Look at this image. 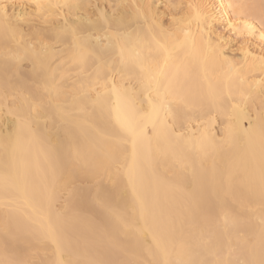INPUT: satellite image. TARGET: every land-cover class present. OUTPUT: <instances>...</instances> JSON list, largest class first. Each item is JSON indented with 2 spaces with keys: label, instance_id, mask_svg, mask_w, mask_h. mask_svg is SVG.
I'll list each match as a JSON object with an SVG mask.
<instances>
[{
  "label": "bare ground",
  "instance_id": "obj_1",
  "mask_svg": "<svg viewBox=\"0 0 264 264\" xmlns=\"http://www.w3.org/2000/svg\"><path fill=\"white\" fill-rule=\"evenodd\" d=\"M50 2L72 5L51 23L84 27L86 47L70 46L68 35L46 48L36 28L15 39L0 30V261L53 264L55 231L63 259L82 264H259L260 70L245 64L226 28L198 33L193 23L195 53L184 33L189 4L260 0ZM98 50L106 65L99 83L92 59L79 62ZM251 51L259 54L255 44ZM160 73L170 85L166 125L146 115L156 96L149 77ZM113 85L138 110L134 135L115 124Z\"/></svg>",
  "mask_w": 264,
  "mask_h": 264
},
{
  "label": "snow or ice",
  "instance_id": "obj_2",
  "mask_svg": "<svg viewBox=\"0 0 264 264\" xmlns=\"http://www.w3.org/2000/svg\"><path fill=\"white\" fill-rule=\"evenodd\" d=\"M17 6L22 9H28L29 11H25L24 14L19 17H16L14 13L10 15L8 12L9 7L15 9ZM65 7L71 8L72 5L52 4L50 0H28V3H20L17 5L15 0H13V3L11 4H9L7 0H0V30H2L6 36L15 39L18 32L23 36L25 31L31 32L33 28H36L38 29L37 36L39 42L46 48L61 42H66V37L70 35V46L81 48L83 53V50L86 47L84 38L82 37V33L86 31L84 27L75 24L70 26L68 20H64V23L61 26H56L51 23L53 15L60 17L61 14L59 10ZM89 7H91V5H89ZM187 7L191 12L187 21L189 29L184 33V44L188 45L190 43L193 53L198 51L195 37L191 32V25L193 23L196 24L198 33H203L205 26L210 32L214 31L215 29L212 27L213 24L219 25L221 28H226V30H230L231 33L239 38L238 43H240V51L245 64L249 68H254L258 64L261 75V80L258 83L260 93L264 96V0H260L259 6L250 3L229 2L227 5H224L223 3L219 5L211 3L189 4ZM53 9L57 10L55 14L52 11ZM228 10H231V12ZM226 15L229 17L228 20L224 19V16ZM49 32H52L51 36L48 35ZM201 40L203 41V36H201ZM204 42L210 49L212 48L210 33L209 39ZM156 43L163 52H169L165 42L157 40ZM254 44L259 48V54H254L251 51ZM220 54L222 55L223 53L221 52ZM104 58L105 53L103 50H98L94 53H89L88 57H85L82 54L79 60L80 63L86 64L88 59H92V67L97 74V83H99L100 73L106 66ZM141 71H143V68H141ZM162 76L163 73H160L159 76L152 75L149 77V86L152 87L155 85L156 96L154 99L149 100L150 110L146 115L150 118L161 121V123L166 125L167 117L172 113V109L170 102L167 99L170 94V85H164L162 83ZM241 83H243V79L241 80ZM161 87L164 88L163 92L160 91ZM112 92L116 96V103L112 109L116 126L120 132L127 135H134L138 110L127 96L122 95L118 91L115 85L112 87ZM97 134L101 137L108 136L109 132L107 127H98ZM261 195L264 197V170H262ZM262 224H264V219H262ZM51 240L56 245V250L59 254L53 264H82L79 260L63 259L60 241L57 238L55 231L51 233ZM262 244H264V233H262ZM0 264H40V262L0 261ZM136 264H144V262H136ZM147 264H159V262H147ZM163 264H173V262L165 260ZM179 264H195V262L181 261ZM200 264H209V262L203 261L200 262ZM214 264H232V262L215 261ZM259 264H264V259H261Z\"/></svg>",
  "mask_w": 264,
  "mask_h": 264
},
{
  "label": "rangeland",
  "instance_id": "obj_3",
  "mask_svg": "<svg viewBox=\"0 0 264 264\" xmlns=\"http://www.w3.org/2000/svg\"><path fill=\"white\" fill-rule=\"evenodd\" d=\"M234 43H235V44H238V41L236 40L235 42H233V45H235ZM235 46H237V45H235ZM235 46H234L233 48H235ZM216 125H217V127H216ZM218 125H219L218 123H216V124L214 125L215 129H218V128H219Z\"/></svg>",
  "mask_w": 264,
  "mask_h": 264
}]
</instances>
